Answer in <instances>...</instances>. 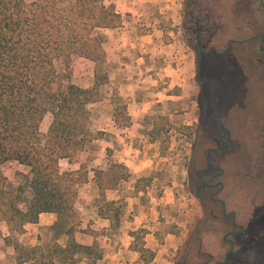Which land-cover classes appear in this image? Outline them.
<instances>
[{"label": "rangeland", "instance_id": "rangeland-1", "mask_svg": "<svg viewBox=\"0 0 264 264\" xmlns=\"http://www.w3.org/2000/svg\"><path fill=\"white\" fill-rule=\"evenodd\" d=\"M25 1L30 4L39 0ZM104 1L107 6L113 5V0ZM245 1V14L243 12L242 14L243 0H184L178 28L185 56L180 63L170 64L169 71L155 70V73L160 75L151 78L154 82L151 86L153 89L160 90L161 94L156 99L160 102L152 105L155 112L152 116L133 118L129 115L127 102L120 97L117 86L113 85L114 29L104 32L109 41L104 45L107 63L103 65L102 77L107 75L109 80L97 88V101L91 102L87 107L90 112L88 128L100 141L89 143L86 151L77 161L81 162L83 158L82 160H86L88 167L90 166L92 170L100 166L103 161L104 165H109L112 161L113 165L124 166L129 177L117 184L113 182V185L117 186L113 191L119 192L110 193L108 198L120 199L112 206L108 205L107 199H103L102 190L98 189L97 185L82 187V189L86 188L83 193L84 202H89L92 209L102 210L105 217H112L113 223L110 227H106L109 223L103 221L94 223L86 211H82L80 215L84 214V227L87 228L84 229L86 236L79 240L81 243L87 244L96 240L95 243L98 244L99 249L107 253L109 251L106 245L107 239L111 242L113 239L120 238L121 235L127 239L126 234L130 233L129 235L134 238V248L141 250L145 249V238L150 233L152 236L149 237V242L158 244V249L176 264L185 254L193 233L200 228V222L205 218V210L213 209L215 214L221 212L220 205L212 204L208 200L200 201L195 195L194 187L189 184L193 147L198 135L201 134L200 141L203 135V131L199 133L201 105L203 103L214 106L213 101L208 103V97L205 94L202 95L198 81L203 83L211 80L218 85L217 95L222 99L220 108L225 114L223 120L228 123L230 129H234L236 139L239 140L231 146L229 150L232 151L231 153L220 156L225 175L217 181H222L225 188L219 198L226 202L228 213L232 211L237 213V221L242 225L251 219L256 208L264 205V71L256 70V80L251 81L255 76L251 61L254 55L252 43L250 47L235 46L233 54L228 56L221 54L227 49L230 39L249 38L254 34L253 0ZM209 6L212 7V11L218 12V16L214 17L212 14L211 19L201 20L200 25L205 30L204 39L206 40L208 36L213 39L209 47H215L221 55L215 53L207 55L202 62L201 74L198 78V58L195 55L194 43L190 41V36L187 34V28L192 25L188 11L193 12L194 19V17L199 18L200 10L202 18L208 13ZM124 19L125 17L123 22ZM243 20H245L244 24H242ZM241 28L245 29L244 34ZM179 64L182 66L179 67L180 71L173 72L171 66L178 67ZM155 65L157 68L165 67V64L161 62ZM72 66L73 83L76 86L87 90L95 88V63L75 56ZM179 84L182 86L178 87ZM211 89L213 87H209L208 91ZM168 93L180 95V99L168 100L165 96ZM113 108L117 127L114 129L111 122ZM52 120L51 114L45 117L41 125L43 134H47ZM102 128L112 132L99 131ZM204 131L212 136L224 135L220 129L208 126ZM102 140L111 142L115 149H124L127 142L136 146V151H140L138 147L142 148L147 141L156 142V146L151 147L150 150L141 149V153L138 152L139 157L146 156V161L138 165L141 166V172L133 174L132 169L119 164V157L107 158V153L101 152V149L107 145ZM209 146L210 142L202 140L196 151V158L204 167L206 163L203 152ZM110 159L111 161L106 163ZM214 161L218 162L217 159ZM107 168L106 171L111 167ZM64 169L65 166H62V170ZM1 171L9 184L14 187L26 183L20 177V173L30 176L29 168L20 167L16 162L2 165ZM115 172L118 176L121 173L125 174L124 171L114 170V177H118ZM86 177L87 172L81 175V182ZM93 189H97L98 194H95ZM26 196H31L30 190H27ZM21 206L25 208L24 205ZM6 227L5 223H0V264H18L17 253L13 254L11 248L8 250V246L2 245L3 235L8 234ZM28 228L30 231H26V234L10 233L7 236L9 241L6 243L11 241V246L13 243L12 247L15 248V243L36 247L52 242L48 229L41 228L40 232L38 231L41 237L38 245V242L33 240L37 234V232L34 233L35 227L28 226ZM133 228L134 231L130 230ZM107 229L108 231H105ZM244 238V236L230 237V240H237L236 244L241 247ZM66 240L60 238L59 244L64 245ZM205 240L207 249L215 252L219 257L226 253V249L221 245V237L206 236ZM145 250L142 253V260L144 264H148L153 260L151 254L153 253L155 257V253L150 249ZM247 254L248 251L240 252L232 258V261L234 264H246ZM55 260L54 264H63L61 257ZM101 260L98 261L100 264H102ZM87 262L89 260L83 259L77 264Z\"/></svg>", "mask_w": 264, "mask_h": 264}, {"label": "trees", "instance_id": "trees-1", "mask_svg": "<svg viewBox=\"0 0 264 264\" xmlns=\"http://www.w3.org/2000/svg\"><path fill=\"white\" fill-rule=\"evenodd\" d=\"M207 9L202 18L199 10L198 19L188 11L192 24L187 28L189 36L196 23L201 27V20L218 16L212 7ZM122 22L115 7L107 6L104 0H39L30 4L0 0V223H5L11 234H23L25 226L37 224L42 214L57 215L56 223L48 229L51 243L36 247L15 243L18 264H54L57 257L63 264L83 259L89 260L86 264H97L103 258L98 244L87 246L75 239L81 226L75 211L81 180L76 172L63 173L60 161L77 163L87 145L99 139L88 128L87 107L97 101V88L109 80L107 75L102 77L107 63L104 32L121 27ZM75 56L95 63V88L87 90L73 83ZM48 114L53 120L43 134L41 125ZM8 162L30 169V176L20 173L25 184H9L1 171ZM114 170L125 174L115 172L118 177H114ZM95 177L104 195L129 174L124 166L115 164L106 172H95ZM27 190L32 197L26 196ZM205 212L200 228L176 264L226 263L232 246L225 238L235 229L227 222L223 207L218 214L213 209ZM256 221L229 264L243 251H248L246 264H264V208ZM63 236L68 237L65 246L59 244ZM206 236L221 237L226 249L222 257L207 249ZM145 251L138 250L141 254Z\"/></svg>", "mask_w": 264, "mask_h": 264}, {"label": "crops", "instance_id": "crops-1", "mask_svg": "<svg viewBox=\"0 0 264 264\" xmlns=\"http://www.w3.org/2000/svg\"><path fill=\"white\" fill-rule=\"evenodd\" d=\"M183 2L184 0H113V5L116 7L117 12L125 17L122 26L113 30V85L117 86L120 97L127 102L129 115L133 118L152 116L155 114L152 105H154L155 102H160L156 99L161 94L160 90L153 89L151 86L154 85L151 78L160 75L159 73L156 74L155 70L158 69L160 72L162 70L169 71L170 64L173 65L175 62L180 63V61L184 59L185 54L181 47L182 39L180 38V29L178 28L181 12L183 10ZM108 41L109 40H107V44ZM158 62L164 63L165 67L163 69L157 68L155 64ZM180 66V64L178 67L171 66V69L173 72L178 73L180 71ZM139 76L140 79H138ZM141 78H143V81H141ZM181 86V84L178 85V87ZM173 94L168 93L165 94V96L168 100L172 101L175 98L180 99V95L176 96ZM114 113L115 109L113 108V114H111L113 129L117 128L114 121ZM99 131L104 133L112 132L106 128H102ZM99 141L100 139H97L93 142ZM102 142H105L107 145L105 148L101 149V152L107 153V158H110V156L111 158L119 157V164H124L127 168L132 169L131 173L133 174L140 173L141 166L138 165L146 161V156L141 154L142 156L139 157L141 149L143 151L145 149L150 150L151 147L156 146V142L152 143L147 141L142 148L138 147L140 151H136L137 147L129 142L125 144L124 149H115V147L111 145V142L108 141L102 140ZM125 155L127 156L125 157ZM82 159L81 162L74 164H71L68 160L60 161V168L63 173L76 172L81 178V175L87 172V177L78 187V197L75 203V211L82 222L79 231L75 234V239L80 244H83L79 240H82L83 236H86L84 229L87 228L84 227V214L80 215L82 211H86V214L89 215L88 217H90L94 223L102 221L109 223V226L107 225L106 227H110L113 223L112 217H105L102 210H99V208L92 209L91 204L89 202L85 203L83 200V193L88 186L91 187L94 185L95 187V185H97L96 187L100 189L95 177V172L106 171V168L111 167L113 162L110 159L107 160L106 163L110 161L111 163L109 165H104L103 161L100 166L92 170L90 166L88 167V162ZM62 166H65L64 170H62ZM20 167L27 168L23 165H20ZM82 187L86 188L82 189ZM98 192L97 189L94 190L95 194H98ZM113 192L118 193L119 191L108 190L103 195V199L105 198L107 202L109 201L112 203L118 201L120 198H108V195ZM21 208L24 209L22 206ZM56 221V214L44 213L40 216L37 224H28L25 226V234L26 231H30L28 226L35 227L34 233L37 232V234L33 240H35L36 243L38 242L39 245L41 237H39L40 233H38V231L40 232L41 228H51ZM6 229L8 234L3 235L2 245L8 246V250L11 248L14 254L16 252L15 248L12 247L14 244L12 243L11 246V241L8 244L5 241V238L10 235L8 227H6ZM130 230L134 231L135 229L133 228ZM105 231H108V229ZM129 234L130 233L126 234L127 239L123 238L124 235H121L120 238L113 239L111 242L108 241V239L106 240L109 251H107V253L103 252L102 264H144L142 254L134 248V238ZM150 236L152 235L148 233L147 238H145V249H150L154 252L155 257L148 264H174L172 259L167 258V256L163 254V251L158 249V244L155 245L149 242ZM61 238L67 239L66 243L63 245L65 246L68 237L63 236ZM95 241L96 240L92 241V243L83 245L92 246Z\"/></svg>", "mask_w": 264, "mask_h": 264}, {"label": "flooded vegetation", "instance_id": "flooded-vegetation-1", "mask_svg": "<svg viewBox=\"0 0 264 264\" xmlns=\"http://www.w3.org/2000/svg\"><path fill=\"white\" fill-rule=\"evenodd\" d=\"M244 1L245 0H243L242 3L243 8H241V13H244L245 10ZM253 8L254 34L249 38L230 39L228 41L227 49L221 53L224 56H228L233 54L232 51L235 46L243 48L250 47L252 43L254 55L252 56L251 61L252 68L255 70V76L252 78V82L256 80V70L260 69V71H264V0H253ZM244 22L245 20L242 21V24H244ZM241 31L243 34L246 32L244 28H241ZM191 32L190 41L194 43L195 55L198 58L197 77L199 78L201 74V65L205 57L212 53H215L216 55L221 54L216 51L215 47H209L213 39L209 36L206 37V40L204 39L205 30L200 26L198 27V23H196V29L191 30ZM198 83L200 89L202 90V95L205 94V96L208 97V103H212L213 101L214 106L212 104L206 105L203 103L201 105V126L199 127V133L203 131L201 141L204 140L210 142V146L203 152L206 163V167H204V165L200 164L199 160L196 158V151L198 150L201 142L199 139L201 134H199L193 147L189 184L194 187L195 195L200 201L208 200L212 203L221 204L227 222H230L232 227L235 229L228 234L227 238H225V241L230 243L232 246L231 252L228 253L227 261L225 263L229 264L230 258L233 256L234 252L238 250L236 248L238 247V244H236L237 240H230V237L238 238L246 235L248 230L258 222L256 220L261 209L264 208V205L260 208H256L251 219L244 222L242 225L237 221V213L234 211L228 213L226 202L219 198L225 188L222 181H217L225 175V169L221 166L223 163L220 161V156L224 153H231L232 151H229L231 146L234 143H238L239 140L236 139L234 129H230L228 127V123L223 120L225 114H223L222 109L220 108L222 99L219 95H217L219 91L218 85L211 80L204 81L203 83L198 81ZM209 87H213V89L208 91ZM207 126L210 128L220 129L224 135L219 137L212 136L204 131ZM215 159H217L218 162L214 161Z\"/></svg>", "mask_w": 264, "mask_h": 264}]
</instances>
